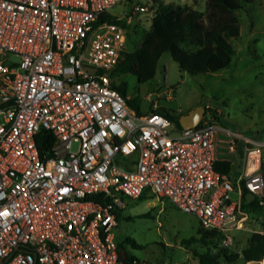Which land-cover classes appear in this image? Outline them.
<instances>
[{"label": "built area", "instance_id": "1", "mask_svg": "<svg viewBox=\"0 0 264 264\" xmlns=\"http://www.w3.org/2000/svg\"><path fill=\"white\" fill-rule=\"evenodd\" d=\"M117 1L0 0V264H148L118 252L125 197L167 198L218 233L220 247L244 226L246 193L263 203L264 140L243 136L257 167L232 178L214 162L234 160L242 136L220 109L206 105L184 128L138 112L113 85L128 38L118 20L133 19L109 12Z\"/></svg>", "mask_w": 264, "mask_h": 264}, {"label": "rangeland", "instance_id": "2", "mask_svg": "<svg viewBox=\"0 0 264 264\" xmlns=\"http://www.w3.org/2000/svg\"><path fill=\"white\" fill-rule=\"evenodd\" d=\"M163 1L188 4L202 12L207 10L206 0ZM140 4L157 5L155 0H118L109 8L113 15L131 14L133 17L126 26V50H133L140 44L144 31L151 24L153 13L133 11L134 6ZM236 14L240 36L231 38L235 52L224 68L193 74L181 70L166 51L158 59L152 78L139 82L132 73H120L114 81H126L127 93L138 98L143 111H148L154 102L157 108H165L176 118L197 106L220 109V123L242 136L234 151L235 169L231 172L237 176L250 162L246 161L243 136L264 140V0H253ZM260 171L264 175L261 165ZM244 210L247 217L243 228L232 230V244L222 248L223 254L237 252L239 256L229 261L222 254L219 264H247L241 252L248 246L250 235L264 233V205L245 206ZM200 229L195 214L182 210L165 197L144 195L124 198V205L117 209L114 232L116 242L123 243L128 253L148 264H199L194 252L216 253L221 248L217 238L210 243L203 242ZM128 239L134 240L138 246H133Z\"/></svg>", "mask_w": 264, "mask_h": 264}, {"label": "trees", "instance_id": "3", "mask_svg": "<svg viewBox=\"0 0 264 264\" xmlns=\"http://www.w3.org/2000/svg\"><path fill=\"white\" fill-rule=\"evenodd\" d=\"M253 0H206V12L199 11L188 4H180L173 1L155 0L157 5L152 6L155 11L151 24L143 33V39L133 50L122 52L117 65L112 69L113 77L120 73H132L139 82L152 78L156 72V66L160 56L169 51L172 58L178 63L181 70L190 73L213 72L224 68L229 64L235 52L231 41L233 37L240 36V22L236 11L246 8ZM115 20V16L110 15ZM127 26L125 20H118ZM113 85L122 93L126 94V81ZM138 112H141L136 96L128 99ZM150 111H158L167 116L178 126L179 119L173 117L165 108H149ZM220 119V118H219ZM51 138L47 130L42 129L37 137V144L42 154H45L51 145ZM261 169L264 168V151L262 153ZM231 162L228 159H220L214 162V167L223 172H231ZM246 193V191H244ZM90 197H95L91 195ZM139 196L138 198H141ZM256 198L244 201L243 207H259L264 205ZM201 240L213 242L218 240V233L201 227ZM133 246H138L134 240L128 239ZM189 242V240H185ZM118 252L124 260L137 258L128 253L121 242H117ZM121 247V249H120ZM221 247L216 253L194 252L199 264H219V257L225 252ZM242 256L247 260L259 261L264 257V233L255 232L249 237L248 246L242 250ZM231 261L239 256V253L223 254Z\"/></svg>", "mask_w": 264, "mask_h": 264}, {"label": "water", "instance_id": "4", "mask_svg": "<svg viewBox=\"0 0 264 264\" xmlns=\"http://www.w3.org/2000/svg\"><path fill=\"white\" fill-rule=\"evenodd\" d=\"M203 112H204V107L197 106L189 110L187 113L181 114L178 117L180 125L184 128L196 126ZM245 197L248 201H251L254 198V194L251 192H247ZM247 264H258V261L250 260L248 261Z\"/></svg>", "mask_w": 264, "mask_h": 264}, {"label": "bare ground", "instance_id": "5", "mask_svg": "<svg viewBox=\"0 0 264 264\" xmlns=\"http://www.w3.org/2000/svg\"><path fill=\"white\" fill-rule=\"evenodd\" d=\"M256 167H257V163L255 161L250 160L248 164V170L253 171L254 169H256ZM262 264H264V259L262 261Z\"/></svg>", "mask_w": 264, "mask_h": 264}, {"label": "crops", "instance_id": "6", "mask_svg": "<svg viewBox=\"0 0 264 264\" xmlns=\"http://www.w3.org/2000/svg\"><path fill=\"white\" fill-rule=\"evenodd\" d=\"M246 6H247V5H246ZM240 10H242V9H240ZM237 11H239V10H237ZM237 11H236V12H237ZM236 15H237V14H236ZM229 160H230V159H229ZM230 162H231V164H230V165H231V172H233L234 169H235V168H234V167H235V159H234V160H230ZM231 172L229 173V175H230L232 178L236 177V175H232L233 173H231ZM238 174H239V173H238Z\"/></svg>", "mask_w": 264, "mask_h": 264}]
</instances>
